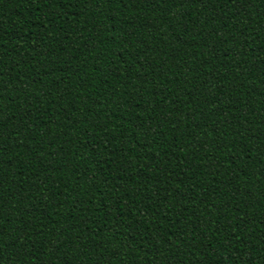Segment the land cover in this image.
I'll return each instance as SVG.
<instances>
[{"label":"trees","instance_id":"1","mask_svg":"<svg viewBox=\"0 0 264 264\" xmlns=\"http://www.w3.org/2000/svg\"><path fill=\"white\" fill-rule=\"evenodd\" d=\"M0 264H264V0H0Z\"/></svg>","mask_w":264,"mask_h":264}]
</instances>
